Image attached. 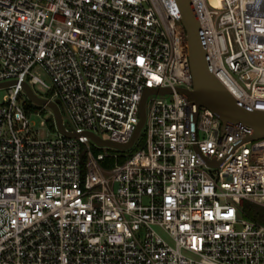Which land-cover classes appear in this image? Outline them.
I'll return each instance as SVG.
<instances>
[{"label": "built area", "instance_id": "1", "mask_svg": "<svg viewBox=\"0 0 264 264\" xmlns=\"http://www.w3.org/2000/svg\"><path fill=\"white\" fill-rule=\"evenodd\" d=\"M190 6L209 70L264 110V0ZM180 18L176 0H0V82L14 81L0 87V264H264V223L246 216L264 208V144L175 91L192 88ZM23 81L76 136L53 116L55 135H37ZM147 87L171 92L146 96L144 142L119 162L107 150L140 130L125 149L86 132L126 143Z\"/></svg>", "mask_w": 264, "mask_h": 264}, {"label": "water", "instance_id": "2", "mask_svg": "<svg viewBox=\"0 0 264 264\" xmlns=\"http://www.w3.org/2000/svg\"><path fill=\"white\" fill-rule=\"evenodd\" d=\"M180 10V21L186 34L188 63L192 78V88L185 89L176 87L175 91L183 93L186 98L195 103L196 107L204 106L216 113L221 120V129L226 123H239L248 129L245 140L254 141L264 138V110L248 109L237 103L235 98L222 84V82L209 70L205 60V48L199 36V23L196 20L190 0H176ZM14 83L13 80L0 82V87H5ZM27 97L37 105H43L50 109L57 130L65 136L74 137V131L65 129L61 113L59 110V100H50L34 93L26 82L21 83ZM170 88H145L138 103L139 119L130 139L126 143H117L106 139H101L97 135L86 132L98 145H106L114 148L125 149L129 147L139 132L144 119V103L146 96L150 93L165 94L170 93ZM195 114L193 115V119ZM207 164L217 165L212 159L206 160Z\"/></svg>", "mask_w": 264, "mask_h": 264}, {"label": "rangeland", "instance_id": "3", "mask_svg": "<svg viewBox=\"0 0 264 264\" xmlns=\"http://www.w3.org/2000/svg\"><path fill=\"white\" fill-rule=\"evenodd\" d=\"M216 0H205L206 5L209 8H213ZM33 74H36L39 76L47 85L51 86V80L47 73L40 67L34 66L32 69ZM32 88L40 95H49L52 92V89H47L40 84H34L32 85ZM5 93L4 89H0V100L2 99V95ZM18 102L20 106L23 108V112L28 118L29 122L32 125V129L37 131V135L39 137H53L55 135V129L53 126V120L51 118L52 114L49 108L43 107L39 108V106L35 103H33L25 94V92H21L18 96ZM39 109V110H38ZM63 121L65 125L67 124V117L65 114H62ZM144 129L140 130V132L137 135V140L135 145L132 148H128L127 150H114V149H108L109 152H114L118 155L117 161H122V159L128 154H130L134 149L139 148L143 142H144ZM264 139L254 140L250 143V147L260 149L263 147ZM99 151H103L102 149H99ZM110 163H113V160L109 161ZM258 211L264 215V208L255 206ZM247 210V209H246Z\"/></svg>", "mask_w": 264, "mask_h": 264}, {"label": "trees", "instance_id": "4", "mask_svg": "<svg viewBox=\"0 0 264 264\" xmlns=\"http://www.w3.org/2000/svg\"><path fill=\"white\" fill-rule=\"evenodd\" d=\"M249 203H245V205H248ZM249 207H247V210H246V216L251 218V219H255L259 222H262L264 223V215L261 214L258 209H256V205H252V204H249L248 205Z\"/></svg>", "mask_w": 264, "mask_h": 264}]
</instances>
